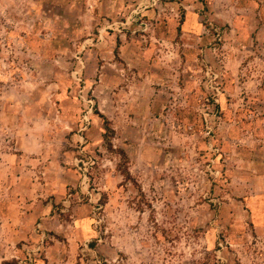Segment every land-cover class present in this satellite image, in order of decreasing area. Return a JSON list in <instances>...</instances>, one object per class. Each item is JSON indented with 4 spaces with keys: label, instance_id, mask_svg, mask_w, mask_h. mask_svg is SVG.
Returning a JSON list of instances; mask_svg holds the SVG:
<instances>
[{
    "label": "rangeland",
    "instance_id": "1",
    "mask_svg": "<svg viewBox=\"0 0 264 264\" xmlns=\"http://www.w3.org/2000/svg\"><path fill=\"white\" fill-rule=\"evenodd\" d=\"M231 1L0 0V264H263Z\"/></svg>",
    "mask_w": 264,
    "mask_h": 264
},
{
    "label": "crops",
    "instance_id": "2",
    "mask_svg": "<svg viewBox=\"0 0 264 264\" xmlns=\"http://www.w3.org/2000/svg\"><path fill=\"white\" fill-rule=\"evenodd\" d=\"M236 2L232 3L231 1L230 4L234 11L231 23L237 33L244 35V37L237 36L238 47L239 51L244 50L249 58L247 57L246 60L243 58L238 62L236 78L232 80L230 91L246 93L249 96L247 105L261 109L264 108V0H252L246 5ZM252 20H254L250 23L252 25H247ZM247 60L248 63L244 65ZM231 61L232 63L234 61L232 56ZM243 61L245 62L243 63ZM240 75L246 76L243 82H241ZM262 120L264 121V115ZM246 134L253 140L252 144H248L249 147H252L250 154L264 156V130L260 134L257 132V128L249 127ZM250 158L248 157V160ZM253 159L252 163L255 165L252 174L248 172L249 178L247 179L248 182L252 179L255 194L247 198V207L255 224V233L264 234V157L260 158L261 161H256L254 156ZM252 264L257 263L252 262Z\"/></svg>",
    "mask_w": 264,
    "mask_h": 264
},
{
    "label": "trees",
    "instance_id": "3",
    "mask_svg": "<svg viewBox=\"0 0 264 264\" xmlns=\"http://www.w3.org/2000/svg\"><path fill=\"white\" fill-rule=\"evenodd\" d=\"M103 117V116H102ZM103 119H104V122H105V125H106V129H107V131L108 132H110L111 134H114V130H112V128L110 127V121L107 119V118H105V117H103ZM105 137L106 138H108V140H109V137H108V134L106 133L105 134ZM125 153L123 152V155H124ZM126 157V156H125ZM126 160H127V157H126ZM128 173V172H127Z\"/></svg>",
    "mask_w": 264,
    "mask_h": 264
}]
</instances>
